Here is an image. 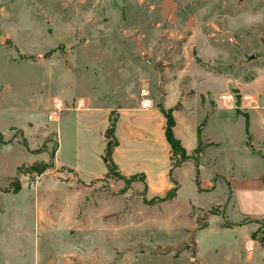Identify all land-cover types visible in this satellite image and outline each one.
Returning <instances> with one entry per match:
<instances>
[{
    "label": "rangeland",
    "instance_id": "374dc122",
    "mask_svg": "<svg viewBox=\"0 0 264 264\" xmlns=\"http://www.w3.org/2000/svg\"><path fill=\"white\" fill-rule=\"evenodd\" d=\"M161 1L0 0V264H264V228L240 217L227 182L245 164H213L221 153L209 141L199 164L209 193L184 182L181 204L200 206L187 211L128 195L129 181L86 189L54 168L58 143L46 137L59 127L66 143L72 96L112 107L115 118L144 99L163 105L172 86L202 93L186 67L264 86V0H174L171 23ZM207 95L204 125L214 113ZM54 104H63L59 124L42 111ZM227 112L241 135L248 110Z\"/></svg>",
    "mask_w": 264,
    "mask_h": 264
},
{
    "label": "crops",
    "instance_id": "0c3cea01",
    "mask_svg": "<svg viewBox=\"0 0 264 264\" xmlns=\"http://www.w3.org/2000/svg\"><path fill=\"white\" fill-rule=\"evenodd\" d=\"M175 9L174 0L161 1L160 10L164 21L174 22ZM196 69L188 71L186 67L182 75L189 80L192 89L200 88L203 92L184 95L181 89L172 86V91L167 93L163 103L165 110L171 111L175 120V137L194 159L178 167L172 178V148L166 137L167 118L156 102L148 98L144 99L149 101L148 106L139 104L117 111L115 134L118 145L112 154L117 172L131 182L127 188L128 195L136 192L146 201H156L167 199L175 190V197L167 199L168 203L182 206L185 211L189 207L199 206L191 201L182 205L180 196L184 182L194 183L198 194L209 193L204 192L203 172L201 188L197 185L199 164L210 151L207 147L196 154L201 130V139L213 143L214 148L221 153V157L214 154L213 164L219 158H222L223 164H245L244 170L236 166L237 171L234 165L227 176L233 203L240 217L264 223V86L258 84V79L246 85H237L236 81L232 82L227 77L222 78L200 67ZM202 71L204 74L200 75ZM231 87L239 90V100L231 92ZM208 93L213 101L214 113L204 125L203 115L208 109L206 107L211 105L205 103L204 98L209 96ZM61 106L63 104L42 108L45 114L50 109L53 123H61L65 114L73 122L65 132L66 143L62 138L60 142L63 131H59V127L56 131L51 129L52 132L46 137L52 135L58 143L53 157L54 168L71 172L86 189L104 180L124 188L125 180L113 179L109 175L105 159L108 144L106 132L114 109L96 105L87 95L72 96L64 115L60 111ZM233 106L248 110L249 113H246L249 116L244 122L245 128L240 127L241 135L237 134L239 127H234L233 117L227 112ZM206 186V189L212 188L210 182Z\"/></svg>",
    "mask_w": 264,
    "mask_h": 264
},
{
    "label": "trees",
    "instance_id": "16d2710c",
    "mask_svg": "<svg viewBox=\"0 0 264 264\" xmlns=\"http://www.w3.org/2000/svg\"><path fill=\"white\" fill-rule=\"evenodd\" d=\"M158 108L163 112V114L166 116L167 118V127H166V137L167 140L169 142V144L171 145L172 148V168H171V176L173 178V173L174 171L180 167L184 162L190 160V159H194L193 155H189L187 153V151L185 150V148L182 146L180 140H178L175 135H174V127H175V120L172 116V112L171 111H166L165 108L163 107V105H157ZM116 123H117V117H113V115L110 118V127L108 128L107 132H106V138L108 139V144H107V150H106V162H107V167H108V171H109V175L110 176H114L117 179L120 180H126L123 176H121L120 174H118V167L116 166V164L113 162L112 160V154L113 151L115 149V147L118 145V140L116 138ZM201 130L199 131V147L197 149L196 154H199L200 152L203 151V148H201ZM136 177H134L133 179H135ZM197 185L198 187H200V182H199V170L197 172ZM20 190V185L19 183L17 184V186L15 187V191H19ZM175 190L173 192H171V194L167 197V199H173L175 197ZM167 199H162V201L167 200ZM254 222H258L260 224H262V227L264 228V224L261 221H255ZM262 242H264V239L262 240Z\"/></svg>",
    "mask_w": 264,
    "mask_h": 264
},
{
    "label": "water",
    "instance_id": "95a60500",
    "mask_svg": "<svg viewBox=\"0 0 264 264\" xmlns=\"http://www.w3.org/2000/svg\"><path fill=\"white\" fill-rule=\"evenodd\" d=\"M256 57H257L256 55H253V56H248V60L255 59Z\"/></svg>",
    "mask_w": 264,
    "mask_h": 264
},
{
    "label": "bare ground",
    "instance_id": "6f19581e",
    "mask_svg": "<svg viewBox=\"0 0 264 264\" xmlns=\"http://www.w3.org/2000/svg\"><path fill=\"white\" fill-rule=\"evenodd\" d=\"M143 105H144V106H148V105H149V101L146 100V101L143 103Z\"/></svg>",
    "mask_w": 264,
    "mask_h": 264
},
{
    "label": "built area",
    "instance_id": "2783aa9c",
    "mask_svg": "<svg viewBox=\"0 0 264 264\" xmlns=\"http://www.w3.org/2000/svg\"><path fill=\"white\" fill-rule=\"evenodd\" d=\"M54 102H55V104L57 105V104L59 103V100H58V99H56Z\"/></svg>",
    "mask_w": 264,
    "mask_h": 264
}]
</instances>
